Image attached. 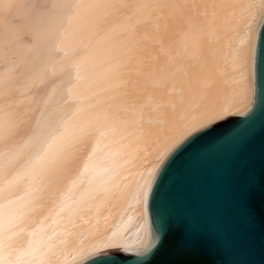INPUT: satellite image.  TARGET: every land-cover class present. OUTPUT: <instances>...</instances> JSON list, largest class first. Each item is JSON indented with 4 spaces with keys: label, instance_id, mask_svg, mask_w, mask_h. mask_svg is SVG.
I'll list each match as a JSON object with an SVG mask.
<instances>
[{
    "label": "bare ground",
    "instance_id": "6f19581e",
    "mask_svg": "<svg viewBox=\"0 0 264 264\" xmlns=\"http://www.w3.org/2000/svg\"><path fill=\"white\" fill-rule=\"evenodd\" d=\"M263 9L264 0H96L83 14L84 36L49 81L35 78L19 98V74H10L23 59L1 72L0 211L35 183L45 160L39 152L12 179L28 150L9 159L10 153L49 105L38 96L51 93L87 41L99 59L79 106L80 130L71 142L52 140L64 149L62 162L36 180L39 189L0 235V264H77L143 244L145 195L163 160L197 129L247 105L252 39ZM5 10L0 5V33Z\"/></svg>",
    "mask_w": 264,
    "mask_h": 264
},
{
    "label": "water",
    "instance_id": "95a60500",
    "mask_svg": "<svg viewBox=\"0 0 264 264\" xmlns=\"http://www.w3.org/2000/svg\"><path fill=\"white\" fill-rule=\"evenodd\" d=\"M249 66L247 105L191 133L155 172L143 244L77 264H264V9Z\"/></svg>",
    "mask_w": 264,
    "mask_h": 264
},
{
    "label": "rangeland",
    "instance_id": "374dc122",
    "mask_svg": "<svg viewBox=\"0 0 264 264\" xmlns=\"http://www.w3.org/2000/svg\"><path fill=\"white\" fill-rule=\"evenodd\" d=\"M95 3L96 0H0V5H4L6 7L5 11H8L3 15L2 30L0 33V48L2 49V57H0V73L7 71L9 67L12 69L23 59V63L18 69V72L15 71L10 74L12 76L19 74L18 77H20L21 80V86L18 91L19 98L24 96V92L27 89L26 87H28L35 78L41 76L43 77V82L46 83L49 81V78L53 77L60 71L66 56L76 48L85 34V29L82 26V17L85 10ZM13 4L14 6H12ZM23 18L27 22L25 21L24 23ZM19 25H21V27ZM18 27L19 31L16 30ZM89 42L91 41H87L80 51L73 57V61L71 60L69 62L70 64H68L64 77L61 78V80L51 83V86L53 87L50 86V92L52 94L50 93L46 97L43 96V94L38 96V99H44L46 104H49H45L46 108L43 113L46 111L47 114H45L51 116H48V119L50 120L48 121L47 116L45 114L44 116L42 113V118L40 117L39 119H43V121H37V124L26 136L24 141L16 146V148L10 153L9 159L13 158L22 150H28V156L17 167L16 175H14L12 179L19 177V172L22 174L37 156H41L39 152L42 153L41 157H44L43 159L45 160L42 161L43 159H41L44 164L40 162V166L39 164L37 166L38 172L36 171V176L34 175L33 177V182L35 183L31 185L32 188H28L22 196L15 197L11 204L1 206L0 235L15 222L19 209L26 207L29 199L34 195L33 193L39 189L40 184H36V182L44 179L53 169L59 167L62 162L64 149L61 144H55L52 140H56L57 142V138H61V143L71 142L73 141V136L77 134V130H80V125L77 126L79 106L87 99L91 89L90 82L99 70V59L95 57L93 43ZM7 54H10L11 57ZM244 74L245 73L242 75L244 76ZM5 112L4 107L1 106L0 116ZM59 116L61 118H59ZM44 119L46 120L44 121ZM38 124H40V126ZM75 125L77 128H74L72 135L65 134V131L71 129ZM4 129L5 127L0 125V134ZM39 130L40 132H38ZM40 133L41 135H39ZM48 136L50 137L48 138ZM41 147H45V149H42ZM50 148H53L52 150L54 151H51ZM46 149L47 151L50 149L49 154L44 152ZM51 152L53 153L51 154ZM46 165H48L47 168L49 169L47 171L45 170L47 169ZM1 170H3V166L0 163V171ZM48 171L50 172L48 173Z\"/></svg>",
    "mask_w": 264,
    "mask_h": 264
}]
</instances>
